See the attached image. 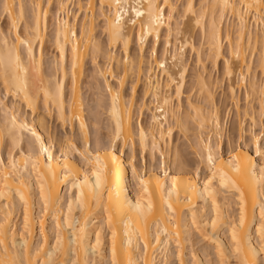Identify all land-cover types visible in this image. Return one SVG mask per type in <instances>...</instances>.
<instances>
[{
    "label": "snow or ice",
    "instance_id": "1",
    "mask_svg": "<svg viewBox=\"0 0 264 264\" xmlns=\"http://www.w3.org/2000/svg\"><path fill=\"white\" fill-rule=\"evenodd\" d=\"M53 6V0H47V7L43 0H33L32 3L21 0L19 4L16 0H11V2L0 0V18H6L9 22L7 32L0 31V97H3V102H0V112L3 113V122L0 125V148L8 149L7 161L0 156V178H2L0 182V264H107V261L97 262L92 257L97 254L100 247L101 233L107 234L109 231L111 232L110 264H160L157 259V250L163 254V264H205L203 259L198 258L196 251H193L189 260L181 243V235L183 234L187 240L193 230L203 237V241L208 242L201 245L203 255L207 257V264H264V29L258 27L255 44H253L252 33L248 29L249 20H255L258 26H264V0H238V2L237 0H214L211 4L201 3L199 15L194 3L189 2L186 10L181 13L180 10L184 5L173 4L170 0H163V3L157 0H144V3L111 0L107 4L108 14L105 15V3L104 0H100L103 33L108 37V52L111 53L114 44L122 42L126 65L128 63V23H131L135 31V25L138 23L136 18L147 17V23H142L139 34V42L142 45L149 31L157 32V38H159V28L165 24V19H167L169 44L165 46V59L158 64L159 69L167 70L166 58L171 53L172 22L176 20L179 52L183 54L188 45L186 42L180 44V21L187 19L189 13L195 18V23L204 37L201 42V51L198 52L194 44L191 47L193 56L196 58L197 71L204 60L205 50L208 60L213 64L225 56L223 63L228 76L233 75V62L230 57H234L237 63L243 61L238 83L241 85L244 99L238 101L236 107L239 140L235 132L230 135L227 148L229 159L224 161L222 156L214 155V151L220 147L219 143L214 149L211 135L207 144H204L203 135H201L200 144L203 145V151H199L198 155L203 162L205 159L203 153H207L208 171L211 175L205 180L202 191L198 179L197 182L190 181V185L193 193L203 200V211L199 214L193 212L190 224L186 222V219L181 223H173L174 217L168 215V221L173 228L172 233L166 227L162 228L160 221L149 219L153 204L149 199L147 211L142 204L143 194L149 193L148 183L135 167H132V179L138 181L137 187L143 189L135 203L131 199L118 201L113 204L111 211L103 205L102 189L107 182V177L111 174L108 158H111V165L117 166L115 174L119 177V166L114 149L121 140L127 147L129 140L135 142L137 138L134 106L128 102H125L123 107L121 106V89L125 86V78H118L114 69L108 66L109 62L114 60L113 56L108 55L105 60L107 72L101 68L98 73V76L103 78V83L97 81V87L101 91L106 89L107 96L103 99L107 100L110 97L111 101L108 110L110 119L106 124L108 136L105 139L102 134L98 133L93 147L91 126L81 118V115H74L72 110L79 106L80 113H83V97L82 95L79 98L77 96V69L80 68L82 72L83 64L89 57L92 65L97 67L98 58L104 55L103 44L97 42L92 35V32L100 26L94 12L95 5L92 0H88L86 7L84 3L69 4L61 0L55 13L54 51L46 56L44 39L40 33V20L41 14L45 20L47 19L49 10ZM77 8L79 11H76ZM209 9L211 10L210 18ZM128 10L134 14L135 18L128 16ZM90 11L92 12L91 24L89 23ZM165 12H167V17H165ZM217 13H219V26L217 25ZM65 15L75 16L76 20H65ZM81 16H83V23L79 19ZM125 16L128 17L127 20ZM178 16L179 19H177ZM225 18L230 26L226 37L224 34ZM236 21L239 22L238 29ZM184 27L186 28L187 25ZM45 34H47V26H45ZM233 34L236 36L235 43L232 38ZM48 39L51 40L50 37ZM205 41L207 42L206 49ZM69 44H71L70 94L66 85L69 76ZM81 44L84 45L83 49ZM38 46L39 57L37 56ZM225 46L228 49L227 53L223 51ZM156 55V49L153 48V58ZM177 59V55L172 54L173 67L177 66ZM184 59V55L179 57V67H183ZM143 61V48H141V73L144 67ZM257 66V75L254 77L252 70ZM154 70V67H149L147 84L150 91L146 92V96L152 95L156 100L158 112L163 117V123L160 124L161 139H164L167 145L164 124L168 123L165 106L169 104V99L164 100V106L160 105L159 93L162 89L158 83L155 91H151L154 84L151 72ZM133 71H135V66ZM186 71L187 69L180 72V82L184 80ZM108 73H113L112 80L116 81L119 87L109 82ZM197 79L201 80V92L203 93L207 85L203 82V78L198 77ZM169 80L177 83L172 76H169ZM132 91L135 94V85ZM232 91L233 100L236 101L235 89L233 88ZM41 94L44 108L49 110V115L58 114L59 119L65 124L69 122V119L80 120L83 147L81 148L75 138L65 137V142L61 146V157L65 159V169H68L69 153L78 154L83 162V166L79 169L83 173V180L73 183L74 188H81L85 185L89 188L87 197L81 199L84 195L81 192L75 201L77 209L84 214L83 223L79 218L71 215L74 203L72 200L68 201L67 212H65L63 201H60L58 196H52L51 185L46 179V176L50 175L53 181L57 180L53 160L59 161L61 157H54L50 146L44 143L41 135L30 127L26 120L21 122L15 111L16 102L22 97L23 104L32 110L33 117H35ZM176 94L180 95L179 87L176 89ZM9 97L13 100L11 110L8 109L6 103ZM257 100L259 101L258 122ZM249 106H251V112L248 110ZM241 107L244 108L243 121L239 118ZM190 108L189 118L193 124L199 122L203 132L205 123H214L219 136L220 126L216 113H211L210 118H205V106H192L191 100ZM173 109H175V104H173ZM93 115L101 122V132H103L104 117L99 112ZM249 116H251L250 125ZM173 118H176L175 110ZM160 119L161 117H157L156 122ZM224 119L227 124L231 119V109ZM176 124L185 129L186 122L183 119H176ZM172 131L173 129L169 127V136ZM25 132L30 133V136H25ZM138 132L140 146L144 148L147 133L143 127L139 128ZM152 141L155 152L157 149L155 134H153ZM25 145H27L26 148ZM253 146L255 156H249L245 148L251 149ZM217 159L220 160L221 165L227 164L229 171H225L223 167L218 168ZM160 160L161 169H163L162 151ZM41 164L47 170L46 173L41 171ZM257 168H259V173H257ZM196 171L199 174L200 168L197 167ZM168 175L169 173L165 171L164 176ZM33 176H35V183H33ZM70 176L71 171L69 170L60 182H68ZM217 176H219V189L215 187ZM76 179L79 180L78 175ZM165 187L166 185L161 183L160 178L157 177V188L166 205L165 214L167 215L174 209L168 199L172 195V190H168V197H165ZM172 187L176 188L175 181ZM245 187L252 190L251 218L247 212ZM221 192L225 197L223 204L218 202ZM230 197L232 199H229ZM233 201L239 210L238 219L232 210ZM209 202L211 211L208 208ZM17 203L22 208V229L12 223ZM125 203L129 211L136 213V221L133 227L132 218L129 217L121 233L118 226L124 219L122 208ZM37 207L40 208L39 215L35 211ZM257 209L259 210L258 217ZM100 210L107 218V229L103 222L96 219ZM226 211L227 215H225ZM209 221H211V232H208ZM89 224L99 225V230L95 231V243L90 238ZM153 224L156 227L155 234L152 230ZM218 230H228L231 237L228 244L219 241L216 235ZM253 230L257 241L255 245L252 244ZM173 242L175 248H172ZM213 246L215 256L212 255ZM149 247L153 250L151 260L148 259Z\"/></svg>",
    "mask_w": 264,
    "mask_h": 264
},
{
    "label": "rangeland",
    "instance_id": "2",
    "mask_svg": "<svg viewBox=\"0 0 264 264\" xmlns=\"http://www.w3.org/2000/svg\"><path fill=\"white\" fill-rule=\"evenodd\" d=\"M31 0H23V2L30 3ZM72 1V2H71ZM68 1L67 3H77L78 0H71ZM212 0H192V2L196 5V11H200L199 5L201 3H208L211 4ZM80 3H84L85 7L87 5L88 0H79ZM171 3L173 4H182L186 5L188 0H170ZM53 8L50 9L49 11V27L47 29V34L45 35V41H44V46H45V54L46 56L54 51V45H53V25H54V17L56 13V0H53ZM95 8L94 12L96 15V19L99 22V28L94 30V36L97 42L103 44L104 48V55L100 56L98 58V66L107 68L105 66V60L108 55H113L114 60L110 61L108 66L112 67L114 69V73L118 74V77L122 74V66L120 62L124 59V48L121 46V44H117L115 47H112L111 53L108 52V41L106 39V35L103 33V27H102V18L100 15V8L98 1L94 2ZM184 8V7H183ZM183 8H181V13H183ZM76 11H79L77 8ZM90 13V12H89ZM210 9H209V15H210ZM167 14V12H166ZM217 13V17H218ZM90 15V14H89ZM75 17V16H74ZM69 17L70 20L76 19ZM80 22L82 23L83 21V16L80 18ZM179 19V16L177 17ZM51 22V23H50ZM8 20L6 18H0V31L7 32L8 30ZM193 21L190 22L189 17L187 19L181 20V36H180V43L184 44L185 41H187L188 47H186L185 52L183 55L185 56V59L183 61V65H185V69L187 71L185 72V78L183 80L182 84V89L180 90V95L177 96L176 94V83L173 82H166L167 77L156 68L155 62L152 60L151 56V47H152V39L148 41L144 47H143V57H144V67H143V72L138 73L135 69L133 71L132 68H134L133 65L136 62L139 55V47L137 45L136 39L133 38L131 41L129 47H128V56L130 63L132 60H134L133 63H131V67L127 71V76L125 77V86L123 89H121V92L124 96L125 101L129 102L130 99H132L133 106H134V115H135V121L137 123H141L143 126L147 127L151 124V112L147 110H139V106L143 101L147 102L149 104L150 109L153 108V103L151 102V96L147 95L144 91L145 86L147 85V78H146V68L148 62L152 67L155 68L154 71H152V79L153 81L157 80L160 82V86L165 89L166 87L169 88V93L172 95L171 103L172 106L175 104L176 107L180 106V112L182 114V117H184L186 125L185 129L180 128L175 122L170 119L169 120V125L172 127L173 131L170 137L165 136L167 138V145H165V140H161V146L163 150H166L168 152L167 155V164L171 168H180L181 170H184L186 172H194L197 167L200 168V174L202 178H206L208 175L207 169L203 167L200 162L199 158L196 155V141L198 140V137L200 135L199 128H197V123L193 124L189 118V114L191 111L188 108L191 100V104L194 106H205V111L211 110V103L206 99L207 97V92L206 90L208 89L212 93V98H213V104L217 108L221 126H222V132H221V137L217 138L213 135L212 137V143L214 144V147L219 143L220 147L218 149V153L222 155H228V139L230 138V135L235 132L237 140H239V126L237 122V113H236V107H237V102L241 101L244 99L242 93H241V85L238 83V75L240 74L237 69H234L233 75L228 76L225 72V67L222 58H220L219 61H217L215 64L210 62L208 60V55L207 51L205 50L204 53V60L203 62L199 65V70L197 71V63H196V58L193 56L191 47L194 44L195 47L197 48V51H201V42L204 40L203 33L200 31L199 27L196 26V24ZM236 23V28H237V21ZM249 30L252 32V35H255L258 29V25L254 22V20H249ZM184 25H187L185 28ZM260 27V26H259ZM172 28L175 30L176 28V20L172 22ZM230 30L229 26V21L227 18L224 20V34L225 37L227 36L228 32ZM254 33V34H253ZM163 34V32H162ZM174 34V33H173ZM171 36V53L176 49L179 50V44L177 42V36L176 33ZM51 38L49 40L48 38ZM233 42L236 40L235 34H233ZM162 39V40H161ZM163 36L161 35L159 42L156 44V49H157V56L160 58L161 53H163L164 46L163 45ZM227 41L225 40V45ZM191 46V47H190ZM207 47V42L205 41V49ZM174 49V50H173ZM175 50V51H176ZM224 53L228 52L227 47L225 46L224 48ZM179 52V51H178ZM180 53V52H179ZM58 55V54H57ZM170 54L168 55V57ZM167 57V58H168ZM225 57V56H224ZM233 62V65L235 66V60L231 59ZM168 64L169 61H168ZM233 66V67H234ZM257 67H254L252 70V74L255 77L257 75ZM177 70V69H176ZM96 67L92 65L91 58L89 57L84 65L83 69V75L82 79L80 82V93L83 97V109H84V116L86 118V122L88 125L91 126V131H92V136H93V142L98 133L102 134L105 139H107L108 133L106 129V124L108 121V115L106 113V102L107 100H104L103 97H106V90L104 89L101 91L99 87H97V81L99 80L100 83L102 84V80L97 76ZM172 71L175 72V69ZM245 72H247V68H245ZM140 74V75H139ZM174 76V75H173ZM178 75H175V81L178 80ZM156 77V78H155ZM166 77V78H165ZM198 77L203 78V82H205L207 85V89L205 88L203 93L201 92V86ZM109 81L116 85V87H119V84L116 81L112 80V77L109 78ZM133 85L136 87L135 94H133L132 88ZM169 86V87H168ZM210 86V87H209ZM210 88V89H209ZM232 88L235 89V95H236V101L233 100V91ZM67 89L69 91V83L67 85ZM162 89V90H163ZM150 101V102H149ZM0 102H3V97H0ZM8 109H12L13 106V100L11 97H9L6 101ZM256 108H257V122L259 121V116H258V111H259V101H256ZM23 109V110H22ZM229 109H231V119L228 121V123H225L224 117L229 114ZM249 112H251V106H249ZM16 113L18 116L24 117L28 122H37L38 118L42 119V122L45 127V136L48 141L53 145L54 151L58 153L61 149L62 144L65 142V137L69 138H75L78 143H80L81 148L83 147L82 144V138L80 135V131L78 129L77 123H74V125L71 127L69 124H62L56 115H49V110H46L44 108V104L42 101H39L38 104V109L35 117H33L32 111L28 109L24 104L21 99L16 102V108H15ZM243 111L244 108L241 107V112L239 114L240 121H243ZM99 112L101 116L104 117L103 121V126L104 130L101 132V127L102 124L101 122L94 118L93 113ZM25 113L27 115H25ZM20 114V115H19ZM2 112H0V119L3 117ZM186 116V117H185ZM31 120V121H30ZM249 125L251 124V116H249L248 120ZM175 124V125H174ZM209 127L206 128L203 132L202 135L203 137H206V133L208 132ZM206 132V133H205ZM196 137V138H195ZM218 140V141H217ZM121 142H118L117 147L120 148ZM26 148V145H25ZM216 148V147H215ZM253 148V147H252ZM251 148V149H252ZM122 153L126 158H128V161L133 160L136 166L147 170L149 168H159V164L161 163L159 153L157 152L153 157L151 158L150 156V151L149 149H142L137 138L133 144L128 143V146L125 147L122 146ZM75 155L76 159L79 161L80 164H83V162L79 159L77 154L73 153ZM0 156L4 158L5 161H7L8 158V149L5 148H0ZM177 156V157H175ZM179 156V158H178ZM174 157V158H173ZM152 159V160H151ZM173 159L175 161H173ZM178 162V163H177ZM128 179L130 180V175L128 173ZM61 195L63 198H66L67 193L65 192L64 188L61 191ZM220 196H223V193H220ZM229 199H232L231 197ZM201 204V203H200ZM198 204V208L200 207L201 212L203 211L204 203H202V206ZM209 211L210 207L208 206ZM232 210H234V214H236V206H235V201H233L232 205ZM37 215L40 214V209L37 207L35 209ZM21 215V208L18 206L14 210V215L12 218V223L13 225L19 226L20 227V216ZM18 217V219H17ZM51 223V221H49ZM38 231V228H37ZM223 231V237L227 241V235ZM107 239L108 236L107 234H103V241L102 245L104 248V255L105 258L103 261L108 262V257H107ZM105 242V243H104ZM203 243H208L206 241H203V237L200 236L199 233L195 232L193 230L192 234L187 238L185 241L184 245V250L186 251V257L190 260L191 255L193 251H196L198 253L199 258L203 259L205 263L207 264V257L203 255V250L201 248V245ZM172 248H175V243L172 244ZM212 255L215 256L214 250H212ZM162 254L158 256V260L160 261V264H163V258L161 257Z\"/></svg>",
    "mask_w": 264,
    "mask_h": 264
},
{
    "label": "bare ground",
    "instance_id": "3",
    "mask_svg": "<svg viewBox=\"0 0 264 264\" xmlns=\"http://www.w3.org/2000/svg\"><path fill=\"white\" fill-rule=\"evenodd\" d=\"M68 1H71V0H63V2H65V3H67ZM95 1H98V3L100 4V0H92V3L94 4ZM9 2H11V0H9ZM20 2H21V0H16L17 4H19ZM32 2H33V0L30 1V3H32ZM43 2L45 3V7H47V0H43ZM60 2H61V0H56V11L58 10L57 6H58V4ZM109 2H111V0H104V3H105V15H107L108 11H109L108 8H107V4ZM129 2L144 3V0H129ZM157 2L163 3V0H157ZM189 2H192V0H188V2L186 3V5L183 8V12L186 10L187 4ZM212 2H214V0H212L211 3ZM237 2H238V0H237ZM77 3L78 4L80 3L79 0L77 1ZM145 8H146V5H145ZM141 10H145V9H141ZM210 12H211V10H210ZM197 13L199 15L200 11H197ZM89 14H90L89 15V23L91 24L92 12L90 11ZM128 16H132L133 18H135L134 14L131 13L130 10H128ZM210 16H211V13L209 15V18H210ZM48 17H49V14L47 16V19L45 20L43 14H41L40 33H41V37H42V39H44V41H45V35H46L45 34V26H47V29L49 27V19H48ZM165 17H167L166 12H165ZM188 17H189L190 22L193 21L195 23V18H193L191 16V13L188 14ZM64 19L65 20H70L67 15L64 16ZM113 19H114V12H113ZM127 19H128V17L125 16V20H127ZM136 19L138 20V23L135 25V31H133V26L131 25V23L127 24L128 47H129L131 41L133 40V38H135L136 42H137V45L139 47V50H140L139 55L136 56V57H138L137 60L134 59L136 62L134 63L135 65H133V66H135L136 71L138 73L141 72V48H143L144 45L148 41H150L152 39V47L150 49V51H151V53H150L151 56L150 57L155 62L156 68H158V70H160V72L167 77L166 82L168 81V83L172 82V81L169 80V76H172L173 80L175 81V79H176L175 75H178L179 77L176 76V77H178V80H176L177 81L176 89L179 87L180 90H181L183 81L180 82V72L185 71V65H183V67H179V64H180L179 57L181 55H183V54L179 53L178 52L179 50L175 49L176 50L175 51L173 49L174 51L172 53H170L169 57L167 56L168 58H166L167 59V66H166L167 70H161L158 67L159 62L161 60L165 59V46H166V44H169V33H168V27H167V23H168L167 19H165V24L163 26H160V28H159V38H157V32L149 31V33L147 35H145L144 42H143L142 45L139 42V34L141 32L142 23H147V17L145 16V17L136 18ZM75 20L76 19H73L72 21H75ZM254 22L256 23L255 20H254ZM82 23H83V21H82ZM54 24H55V17H54ZM217 25L218 26L220 25L219 14H218V17H217ZM256 25H257V23H256ZM102 27H103V23H102ZM238 27H239V22L237 21V29H238ZM260 28L264 29V26H260ZM52 29H53V39H52V41H53V45H54V42H55L54 25H53ZM248 29H249V23H248ZM162 32H163V34H162ZM173 33L174 34L176 33V28H175V30L173 29L172 34ZM256 33H255V35H252L253 44H255ZM92 35L93 36L95 35L94 31L92 32ZM161 35L163 36V40H164L163 41L164 42L163 45H165L163 53H161L160 58H158L157 55H156L155 58H153V56H152L153 48L156 49V44L159 42ZM174 36H176V35H174ZM106 39L108 41V37L107 36H106ZM185 42H187V41H185ZM117 44H119V43H117ZM117 44H114L113 47H115ZM120 44L124 48L123 43L121 42ZM182 44H183V42H182ZM170 45H171V40H170ZM81 48L82 49L84 48L83 44H81ZM124 51H125V49H124ZM156 52H157V49H156ZM39 54H40V51H39V46H38L37 47V56L38 57H39ZM172 54H175L178 57V59L176 61V65H177L176 67H173ZM68 55H69V76H68V79L66 81V85H68V83H69V94H70L71 93V44H69V46H68ZM221 58H222V60H224L225 57L222 56ZM127 59H128L127 65L125 64V57L120 62L121 66H122V74L119 77H124L125 78L126 77L125 73L132 66L131 63L134 62V60H132V62L130 63L129 56L127 57ZM230 59L235 60L234 57H230ZM168 61H169L170 64H168ZM150 63L148 62L147 68H146V78H147L146 80L147 81H148V76H149V67L151 66ZM242 63H243L242 60L239 63H237L235 61V66L233 65L234 67H232V72H234V69H237V68H238V71H240ZM143 64H144V61H143ZM84 65H85V63L83 64V69H84ZM101 68H103V67H100V66L96 67V71L95 72L97 73V76H98V73H99ZM172 68H173V70L175 69V72L172 71ZM103 69H104L105 72H107V68H103ZM83 73L84 72L83 71L81 72L80 68L77 69V83H78L77 96H78V98L81 95V93H80V82H81ZM112 75H113V73H108V80H109L110 77H112ZM152 75H154V74H151V77H152ZM99 78L102 80L101 82L103 83V78L102 77H99ZM152 79H154V78H152ZM199 82L201 83V80H199ZM157 83L159 84L160 82L155 80L154 84H153V88H152L151 91H155V87H156ZM206 85H208V84H206ZM200 86H201V84H200ZM207 88L208 87H206V89ZM161 89H163V87H161ZM168 90H169V88L166 87L165 89L160 91V93H159V98H160L159 102H160L161 106H164V100L166 98L169 99V104L167 106H165L166 112H167L168 123L164 124V135L168 136V138H169L170 136L168 135V128L171 127L169 125V120L172 119L175 122V124H176V119H183L184 121L186 119H184V117H182V114L180 112V106H178V107L175 106V109H173V106H172V103H171V99H172L171 96L172 95H170ZM144 91H145V93L150 91V89L148 88V84L145 86ZM206 92H207V96H206L207 98L206 99H208V101L211 103L212 106H211V110H209L207 112L205 111V118H210V114L211 113H216V115H217V117L219 119L220 132H219V136H218L214 123L213 124L205 123L203 131L206 128H208V127H209V130H208L207 133L205 132L206 133V137H203L204 144L208 143V138H209L210 135H211V137H213V135H214L215 137L220 138L221 137V132H222V126H221L219 114H218L217 108L213 104V98H212L213 95L208 89L206 90ZM106 95H107V92H106ZM121 96H122L121 106L123 107L124 103L127 102V101H125L122 92H121ZM150 96H151V99H152L151 102L153 103V108L150 109L149 104L147 102L143 101L141 103V105L139 106V110L140 111L147 110V111L150 112L153 109L152 112H151V124L149 126H147V127L143 126L140 122L137 123V125H135L136 128H137V140L139 142V132H138V130H139V128L143 127L145 132L147 133V140H146L145 147L142 148V149H146V148L149 149L151 158H154L153 156L157 152L159 153V156L161 157V151H162L163 152V158H164V161H163L164 162V168L161 169V163H160L159 164V168L158 167L157 168H149L147 170H144V169L136 166L137 164H135L133 162V160H130L131 161V163H130V161H128V158H126V156H124V154L121 151L122 150V146H124V141L123 140L119 141V142H121V146H120V148H118L117 146L115 147L114 154L117 157V162H118V166H119L120 175L118 177L115 174L116 170H117V166L111 165V163H110L111 158L109 157L108 160H109V168H110L111 174L107 177V182L104 185V188L102 189V197H103L102 203H103L104 206L108 207L110 209V211L112 210L113 204H115L118 201H126L127 199H131L133 201V203H135L137 196L140 193H142V191H143L142 187H137L138 181H133V179H132V167H135L137 169L138 173L140 174V176L142 178H144L145 181L148 183L149 193H144L143 194L142 204L144 206L145 211H147V203L149 202V199L151 200V203L153 204V208H152L151 213L149 215V219L153 220V221H160L161 222V227L162 228L166 227L168 229V231L170 233H172L173 232V228H172V224L169 223V221H168V218H167L168 215H172L174 217L173 223H181V222H183L186 219V222L190 224L191 223V219H192V213L193 212H197V214H199L201 212V210H200L201 208L200 207L198 208L197 206L200 203H201L200 206H202V203H204V202H203V200L199 199L193 193V191L191 190L190 181L191 182H197V179H198L199 187H200V189L202 191L203 187H204V182L207 179V177L209 175H211V173L208 171V167L209 166L207 164V159H206L207 153L206 152L203 153L204 156H205V159H204L203 162L200 159V155H198L199 151H203V145L200 144L202 131H201V128L199 126V122H197V126H198L197 128H199L200 135L198 137V140L196 141V147H197L196 155L199 158L200 164L203 167H205V169H207L208 175L206 176V178L203 179L201 174H200V172H199V174H197L196 170L194 172H186L184 170H181L180 168H171L170 166H168V164H167L168 152L166 150H163V148L161 146V140L162 139H161L160 124L163 123V117H162L161 113L158 112L156 100L153 98L152 95H150ZM40 100L44 104V100H43V95L42 94H41ZM21 101H23L22 97H21ZM110 103H111V101H110V97H109L107 99L106 107H105L107 115H108V110L110 109ZM128 103L133 104L132 99H130ZM188 104H189L188 108L191 111L190 103H188ZM194 105H192V106H194ZM195 107H200V106H195ZM174 110L176 111V118H173V111ZM72 111H73L74 115H81V118L86 122V118L84 116V109H83V113L82 114L80 113L79 106L74 107ZM187 115H189V114H187ZM56 117L58 118V120L62 124H65L64 122H62L59 119L58 114L56 115ZM157 117H161L159 122H156V118ZM109 119H110V117L108 116V120ZM19 120L21 122H23L26 119L24 117L19 116ZM36 121L37 122H35V121L28 122L27 121V123L29 124L30 127L34 128L39 135H41L44 143L50 146V151L53 153L54 157H61V149H60V151L58 153H56L54 151L53 145L50 143V141H48V139H46V136H45V133H44L45 127H44V124L42 122V119L38 118V120H36ZM2 122H3V117L0 119V125H2ZM74 123H77L78 129L80 131V135H81V138H82L83 134H82L81 129H80V120H71V119H69V122L67 124H69L72 127L74 125ZM125 131L127 132V128L125 129ZM153 134H155V137H156V140H157V149L155 150V152L153 151V141H152ZM24 135L25 136H30V133L25 132ZM163 141H164V139H163ZM129 142L131 143V145L134 143L132 140H129ZM94 146H95V139H94V142H93V147ZM26 147H27V145H26ZM215 147H214V144H213V148L214 149H215ZM245 151L248 152L249 156H255V147L254 146H253L252 149L245 148ZM218 152H219L218 150L214 151V155L217 156V157L222 156L224 161H227L229 159L228 155H222V154H220ZM101 155L103 156V153ZM77 156L81 160V157L78 154H77ZM175 157H177V156H175ZM178 158H179V156H178ZM20 159H21V162H22V158H20ZM44 159L46 160L47 157L45 156ZM175 160L173 159V161H175ZM67 163H68V169H65L64 168V165H65V159L64 158L61 157L59 159V161L54 159L53 160V169L56 171L58 178H57V180L53 181L51 176L47 175L46 179L48 180L49 184L51 185L52 196L53 197H57L58 196L60 198V201H63L65 212H67L68 201L72 200L74 203H73V211H72L71 215L79 218L81 220V222L83 223L84 214L81 213L77 209L75 201H76V197L78 195H80L81 192L84 194L83 197H81V199H84L85 197H87V195L89 193V188L86 185L82 186L81 188H74L73 187V183H79L80 181L83 180V173L79 171L80 167H82L83 164L79 163V161L76 159V157H75V155H73V153H69L68 154ZM29 167H31V166H29ZM40 167H41V171H43L45 173L47 172V170L44 168L43 164H41ZM217 167L218 168L219 167H223V169L225 171H229L227 164L221 165L219 159H217ZM69 170L71 171L70 180L68 182L61 183L60 181L63 180L64 176L67 174V172ZM165 171H167L169 173V175L167 177L164 176V172ZM128 173L130 175V180L128 179ZM257 173H259V168H257ZM89 174H90V172H89ZM125 174H126V178H124ZM229 174L231 175L230 172H229ZM77 175L79 176V180L76 179ZM157 177L160 178L161 183H164L166 185V187L164 189V196L165 197H168V190H172V195H171V197H168V199H169V202L172 204V207H173L174 211L172 213H167V215L165 214L166 213V205L164 204V201L161 198L160 190L157 188ZM93 180H94V178H93ZM173 181H175V183H176V188L175 189H173V187H172L173 186ZM0 182H2V178H0ZM33 183H35V176H33ZM215 187L217 189H219V176H217V179L215 181ZM63 188H64L65 192L67 193V195H66L67 197L66 198H63V196L61 195V191H62ZM244 190H245L246 199H247V212H248L249 218H251L252 190L249 187H245ZM110 194H111V198H110ZM224 200H225V197L220 196V195L218 196V202L220 204H223ZM8 203L11 206V202L9 201ZM18 206H19V204L17 203V207ZM208 206L210 207V210H211V203L210 202H209ZM122 212H123L124 219L121 222V224L118 226L119 231L121 233L124 231L123 225H124V223L128 222V218L129 217L132 218V226L133 227H135V221H136V213L129 211V209L127 208L126 203L123 205ZM93 215H96V213H93ZM225 215H227V211L225 212ZM235 215H236V217L238 219V216H239V210L238 209L236 210V214ZM20 216H21L20 217V228L22 229V227H23L22 208H21V215ZM258 216H259V210L257 209V217ZM96 219H97V221L103 222L105 229H107V224H106V219L107 218L104 215L102 210H100L99 214L96 215ZM210 225H211V221H209L208 232L212 231ZM97 230H99V225L98 224H89V231L91 233L90 238H91L93 243H95V241H96L95 231H97ZM152 230H153V233L155 234V232H156L155 224H153V229ZM223 231L226 232V233L225 232L224 233L227 235V241L223 237L224 236L223 235ZM104 233L105 232L101 233V244H100V247H99V249L97 251V254L94 257H92V259L97 261V262H101L105 258L104 248H103V245H102L103 244L102 241H103V234ZM216 235H217L219 241L221 243H223V244H228L230 242V240H231L230 234H228V230H218ZM107 236H108L107 248H105V249L107 250L108 262L110 264V262H111V239H110L111 232L110 231L107 232ZM185 241H186L185 237L182 234L181 235V243L183 244V246L185 245ZM256 242L257 241H256V238H255V231L253 230L252 244L255 245ZM153 243H155L154 240H153ZM117 246H118V249H119V239H118V242H117ZM213 250H214V253H215L214 246H213ZM152 254H153V250H152L151 247H149V249H148V259L149 260H151ZM160 254H162V253H160L159 250H157V259H158V256ZM161 257L164 259L163 254H162ZM198 258H199V256H198ZM199 259H201V258H199Z\"/></svg>",
    "mask_w": 264,
    "mask_h": 264
}]
</instances>
